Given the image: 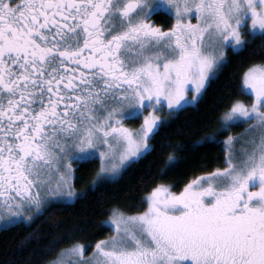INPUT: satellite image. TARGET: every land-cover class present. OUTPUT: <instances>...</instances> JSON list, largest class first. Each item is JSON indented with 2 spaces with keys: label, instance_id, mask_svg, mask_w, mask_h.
Instances as JSON below:
<instances>
[{
  "label": "snow or ice",
  "instance_id": "1",
  "mask_svg": "<svg viewBox=\"0 0 264 264\" xmlns=\"http://www.w3.org/2000/svg\"><path fill=\"white\" fill-rule=\"evenodd\" d=\"M159 10L170 26L151 19ZM247 28L264 35V0H0V220L83 199L146 158L170 123L157 112L195 107ZM242 82L253 98L224 114L246 124L221 141L225 166L179 191L155 184L142 210L114 205L110 235L94 246L56 237L37 264H264V62ZM85 152L99 167L77 192ZM166 159L162 175L178 163Z\"/></svg>",
  "mask_w": 264,
  "mask_h": 264
},
{
  "label": "trees",
  "instance_id": "2",
  "mask_svg": "<svg viewBox=\"0 0 264 264\" xmlns=\"http://www.w3.org/2000/svg\"><path fill=\"white\" fill-rule=\"evenodd\" d=\"M154 18L164 26H170L171 17L166 13L160 12ZM246 41L242 50L227 51L225 65L195 107H186L178 115L169 114L164 118L170 123L162 126L155 139L150 140L156 148L146 158L132 163L122 176L113 179L114 182L101 185L83 199L53 203L30 223L19 222L2 228L0 264H37V261L50 258L46 253L56 237L71 236L80 243L94 245L96 240L111 234L104 222L114 205L125 210H142L145 204L141 197L155 184H173L172 191H179L196 176L225 166L221 141L236 130L220 131L212 143L203 142L197 146V142L217 132L221 118L234 99L246 103L251 100L243 90L242 74L249 66L264 62V35L250 36ZM177 144L183 150L178 149ZM169 153L175 154L178 163L162 175L161 169L166 167ZM97 169V159L80 162L75 167L78 179H74V187L79 192L85 189ZM65 246L66 239L56 247L58 250Z\"/></svg>",
  "mask_w": 264,
  "mask_h": 264
},
{
  "label": "rangeland",
  "instance_id": "3",
  "mask_svg": "<svg viewBox=\"0 0 264 264\" xmlns=\"http://www.w3.org/2000/svg\"><path fill=\"white\" fill-rule=\"evenodd\" d=\"M165 13H166V12H165ZM167 14H168V13H167ZM168 15H169V14H168ZM193 22H195V21H193ZM242 31H243V34H244V38H245V40H246L247 37L254 36V35H250V34H249V32L251 31L250 28L243 29ZM257 31H258V30H257ZM255 35H258V34H255ZM228 50H231V51H238L239 49L234 48V47L231 45V43L228 42V43L226 44L225 49H224V51H225V57H226V55H227V51H228ZM242 87H243L244 92H245L246 94H248V95L251 97V99H252L253 97H252V95H251V93H250V90H246L245 86L243 85V82H242ZM144 114H147V113L145 112ZM157 115L161 116L163 119H164V118H167V116L169 115V112H168V110H167V106L165 105V106H164V109H163L162 111H158V112H157ZM222 122H226V123H228V124L231 125L229 128H227V130L233 128L234 130L237 131L236 133H230V134H228V135H236V134H238V133H242V132H244V130H245V128H246V124H245V123H243L242 121L238 122V121L235 120V118H232V119H230V120H228V121H225V120H224V115H223V117L221 118V123H222ZM125 123H126V125L131 126V127H139V125L142 123V116H141L139 119H128V120L125 121ZM248 123H251V121H248ZM228 135H227V136H228ZM227 136H226V137H227ZM226 137H224V138L222 139V141H223ZM81 155H82V158H81L80 160H77V161L74 162V168H75L76 166H78V164H79L80 162H82V161H86V160H89V159H92V158L98 160V167H99L98 153L95 154V157L92 156V155H89L87 152L82 153ZM113 179H114V178H113ZM73 184H74V180H73ZM74 188H75V187H74ZM75 190H76L77 192H79V190H77L76 188H75ZM73 201H74V200H65V201H63V202H54V203H71V202H73ZM52 204H53V203H52ZM145 207H146V204H145ZM43 211H44V210H43ZM43 211H42V212H43ZM42 212H41V213H42ZM41 213H40V214H41ZM40 214H36L35 210H33L31 213H25V214H24L25 216H27V215H31V216H32V220H31V221L26 220V219H23L22 217H12V218H10V219H9V218H4L3 220L0 221V230H1L2 228H5V227H8V226L14 225V224L19 223V222L30 223V222H32L37 216H39ZM108 219H109V218H107L105 221H107ZM108 227L110 228V230H111V232H112V228H111L110 226H108ZM93 246H94V245H93ZM91 250H92L91 248H88L87 251L85 252V255L87 256V255L91 252Z\"/></svg>",
  "mask_w": 264,
  "mask_h": 264
},
{
  "label": "flooded vegetation",
  "instance_id": "4",
  "mask_svg": "<svg viewBox=\"0 0 264 264\" xmlns=\"http://www.w3.org/2000/svg\"><path fill=\"white\" fill-rule=\"evenodd\" d=\"M160 12H164V13H165V11H163V10H159V11H158V13H160ZM158 13H157V14H158ZM157 14H156V15H157ZM166 14H167V12H166ZM167 15H168V14H167ZM154 16H155V15H153V16L151 17V19H153L157 24L163 25L162 23H160V21H158V19H155ZM169 16H170V15H169ZM161 22H162V21H161ZM165 27H167V26H165ZM0 221H1V220H0Z\"/></svg>",
  "mask_w": 264,
  "mask_h": 264
}]
</instances>
